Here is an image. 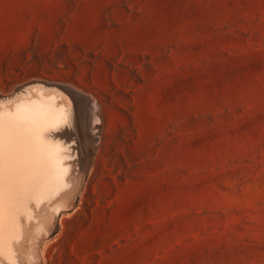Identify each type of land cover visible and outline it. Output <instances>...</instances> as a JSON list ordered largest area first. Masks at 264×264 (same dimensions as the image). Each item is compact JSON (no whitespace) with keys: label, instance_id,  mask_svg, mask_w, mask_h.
I'll return each mask as SVG.
<instances>
[{"label":"rangeland","instance_id":"rangeland-1","mask_svg":"<svg viewBox=\"0 0 264 264\" xmlns=\"http://www.w3.org/2000/svg\"><path fill=\"white\" fill-rule=\"evenodd\" d=\"M43 92L69 184L14 264H264V0H0V108Z\"/></svg>","mask_w":264,"mask_h":264},{"label":"bare ground","instance_id":"bare-ground-1","mask_svg":"<svg viewBox=\"0 0 264 264\" xmlns=\"http://www.w3.org/2000/svg\"><path fill=\"white\" fill-rule=\"evenodd\" d=\"M36 89L38 90V87ZM37 90L35 92L38 93ZM37 93H34V95ZM45 93L43 95L41 93L38 96L36 95L37 98L34 97L21 101L18 99L19 102L17 103L16 101V104L10 109H6L5 107L1 109L7 103H3V106L0 108V264H4L5 261L12 264L17 262L14 251L16 249L18 251L20 250L18 247L14 250V242L18 239L20 240V236L24 235H21V232L25 231H22V229L27 227L25 226L21 229V225L24 222L21 221V217L27 222L32 217V214L34 215L37 212L35 208L45 203L43 201L49 202L51 198L56 196L61 190L63 191L65 189L64 187L69 184L67 181V178H69L67 176L69 174H67V169L69 167L65 163V147L61 142L55 141L52 138L53 134L67 120V113L62 103L68 100L65 98L66 100L62 101L59 95L53 93L57 97L59 96L58 102L55 95L47 96L50 93H47V95ZM77 98L79 99V97ZM92 101L89 100L90 103ZM66 104L65 107L69 108V103L67 104L68 106ZM96 105L93 102V108L90 109L89 118L92 119L93 124H96V121L99 120L94 110ZM71 186L73 187V185ZM59 195L57 196L59 197ZM55 201L54 199L52 202L54 203ZM52 202L50 201V203ZM54 206L56 207L58 205ZM63 207L59 205L57 210ZM54 214L57 213L53 212ZM20 222L22 223L20 224ZM30 223L32 224V222ZM25 224L23 223V225ZM40 229L39 227V233L41 231ZM19 247L20 249L23 248L21 245ZM34 248L32 249L34 250ZM25 258L27 257L25 256Z\"/></svg>","mask_w":264,"mask_h":264}]
</instances>
